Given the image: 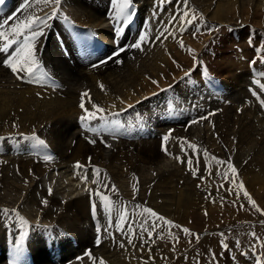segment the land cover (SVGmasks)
I'll return each mask as SVG.
<instances>
[{
    "label": "bare ground",
    "instance_id": "1",
    "mask_svg": "<svg viewBox=\"0 0 264 264\" xmlns=\"http://www.w3.org/2000/svg\"><path fill=\"white\" fill-rule=\"evenodd\" d=\"M21 3L23 0H5L0 5V13L3 11L0 19L13 13L23 19V10L17 11ZM43 7L35 6L36 9ZM133 8L137 14L121 37L115 38L118 44L116 50L118 47L127 49L138 33L145 30V24H148L150 38L167 28L174 33L175 39L172 36L167 39L162 37L160 41L152 39L143 45V51L128 49L118 56L114 54L112 59H105L107 63L100 64L113 48L115 29L122 25V20L114 18L115 5L112 0H61L60 18L49 21L51 27L45 30L46 36L40 37L37 44L44 70L50 73L51 80L58 86H48L51 81L37 84L29 83L27 79L18 80L0 63V145L8 150L0 152V210H9L7 216L0 212V264H13L14 260L18 264H57L58 260L66 262L79 254V260L69 264H100L101 259L104 264H194L192 260L197 264L193 254L203 253L207 244L197 241L196 233L185 234L181 227L191 229L193 225H211L219 217L218 213L227 214L221 205L233 190L234 187L228 186H232V180L235 179L227 163L221 165L217 161L230 160L237 169L238 178H244V181L238 179L243 188L255 189L256 193L253 192L258 201L259 196H264L263 110L257 106L245 109L246 102L242 106L240 99L242 94L250 98L245 92L248 91L246 86L253 80L264 83V75L260 77L255 74L262 81L255 79L254 73L247 72L246 64L240 77L234 76L236 66L227 53L224 65L220 60L209 63L224 68L228 74L230 69L232 74L228 77H233L243 89L236 93L237 105H219L221 110L215 115H209L214 113L209 111V89L214 92L213 85L209 84L208 79V85L198 81L201 75H208L199 69L200 60H205L206 56L210 58L209 54L214 53L207 54V50L209 48L211 51L214 38H218L219 32L226 30L224 28L233 29V35L242 30L239 36L243 39L248 32H256L258 42L263 46L264 0H187V4L182 3V0H170L158 12L153 0H134ZM45 12H51V7L37 14L43 16ZM154 12L155 17L152 18ZM184 12L189 13L188 18L195 16L191 24L184 23ZM64 16L68 17L69 22H65ZM150 18L151 23H148ZM107 22L112 26V33ZM189 25L195 29L186 31ZM88 31L100 37L96 47L102 51V56L96 60L95 64L99 66L95 68L94 64L84 65L75 47L76 41L86 39ZM56 37L66 45V53L59 50ZM222 37L220 44L226 42L231 47L230 35L224 34ZM217 43L214 42L216 46ZM224 48L220 50L223 52ZM239 48L243 50L245 46ZM189 49L192 51L189 52ZM4 58V54L0 53V62ZM116 60L121 62L116 63ZM263 64L264 53L260 60V65ZM205 65L208 63L205 62ZM184 72H190L189 78L197 81L188 83L180 79ZM152 81L157 83L153 84ZM198 90L205 91V94L203 103L196 106ZM259 90L264 92L260 87ZM84 92L89 94L91 102L107 110L105 115L108 116V124L104 125L99 119L94 120L89 126L91 131L81 121L78 124L80 117L85 114L79 107ZM215 92L219 93L218 90ZM172 104L175 112H169L166 108ZM85 107L91 110L88 97H85ZM183 107L181 113H176ZM235 112L242 118L236 114L238 119L232 118L231 114ZM202 116L207 119L200 120ZM248 117L260 129H256ZM193 120L198 122L193 124ZM137 122L139 124H136L134 132L131 123L134 125ZM145 122H149L153 128L149 125L148 139L142 140L136 133L139 126H144L145 130ZM170 126L173 127L170 134L172 140L165 142L162 131L170 129ZM108 130H111L110 134H105ZM82 134H87V138H83ZM33 135L40 136L38 138L44 141V145L25 139ZM189 144L194 145L195 150L189 148ZM27 150L32 155L12 153ZM45 156L51 159L46 161ZM189 159L192 161L191 166L187 164ZM77 163L88 166L87 181L81 179L85 169L77 168ZM96 168L100 172L94 176L93 170ZM191 169L195 170V176ZM225 172L228 173L227 178H224ZM93 179L99 183H93ZM105 185L108 186L107 191ZM113 185L116 191L110 190ZM244 189L240 192L244 193ZM89 191L97 202L100 200L97 199V191L107 194L119 209L116 218L112 217V227L108 226L109 215L102 209L98 220L90 222ZM256 207L263 211L259 205ZM125 208L128 219L123 225L125 231L122 234L116 230L115 223L120 211ZM145 208H151L171 221L173 227L178 229L176 238L168 239L169 242L163 240L165 236L162 239L163 234L159 232L162 222H157L159 226L151 229L152 218L144 212ZM226 216L224 219L229 218ZM20 218L28 222L27 226L20 223ZM145 219L148 220L147 224L143 223ZM95 224L101 229L99 234ZM142 225L152 230L151 238L142 231ZM47 226L50 227L45 230V235L44 227ZM129 228L134 235L127 231ZM25 231L27 236L21 241V234ZM232 234L235 240H241V245L245 244L238 233ZM98 235L101 240L99 245L96 244ZM129 236L133 240L132 245L127 242ZM184 236L188 237L185 250L191 255H176L175 258L177 247H184L180 243L184 241ZM42 238H50L59 244L55 254L51 255L44 249ZM160 239L168 243L166 250L159 247L162 245ZM190 239H193V247L190 246ZM211 240L215 248L219 247L214 249L216 253L213 252L217 257L229 253V247L226 252L222 244L233 242V238L216 235ZM121 243L125 244L124 248L120 247ZM18 244L22 249L19 256ZM234 247H237L233 248L237 253H248L246 256L240 254L244 259L242 264H255L254 260H250L253 251H259L258 258H264V247L259 250L255 245L251 248L253 251L249 250L251 246L247 244ZM211 255L208 258L207 254L206 264H213ZM196 256L199 258V255ZM215 264L233 263L215 258Z\"/></svg>",
    "mask_w": 264,
    "mask_h": 264
},
{
    "label": "snow or ice",
    "instance_id": "2",
    "mask_svg": "<svg viewBox=\"0 0 264 264\" xmlns=\"http://www.w3.org/2000/svg\"><path fill=\"white\" fill-rule=\"evenodd\" d=\"M170 2V0H153L156 12L159 11L160 7L163 6L165 3ZM5 3V0H0V5H3ZM112 3L115 5V19L116 20H122V25L120 27H117L115 29L116 31V38L118 39L121 37V35L124 33L125 29L133 23L134 17L136 16V11L133 8L134 0H112ZM182 3L187 4V0H182ZM36 5H43V8L36 9ZM51 7V12H45L43 16L38 15V12H43L45 8ZM23 10L21 12V15L24 16L22 19L21 16L15 15V13L8 15L6 17H3L0 19V53L4 54V59L2 62V65L9 69L13 75H15L16 79L18 80H25L27 79V82L29 83H37L42 84L47 81H51V83L48 86L51 87H57L58 85L55 84V81L51 80L50 73L44 70L43 64L39 58L38 55V49L37 44L40 42V37L46 36V29L50 28L51 25L49 24V21L53 19L60 18L61 16V0H23V3L20 4L19 9L17 11ZM24 13H28L27 15H24ZM155 17V12L153 13V17ZM189 17L188 12H184L182 14V18L184 19L185 24H191L192 20L195 19V16L193 15L191 18ZM148 23H151V19ZM63 19L65 22L68 21V17L64 16ZM175 19V17H174ZM9 21H12V23H9ZM144 31H141L138 33L137 38L131 42L128 45V48H122L118 47L115 55H119L121 52H124L128 49H137L140 51H143V45L148 42L150 43L152 39L155 41H160L163 37L164 39H167L168 36H172L175 39L174 33L169 31L167 28H165L162 31L157 32L156 36L154 38H150L148 34V24L144 25ZM183 31V28L181 29ZM167 33V35H165ZM181 47H183V43L181 42ZM189 52L192 50L189 49ZM108 59H112V57H109ZM116 63H120L121 61L116 60ZM107 63L106 60H101L100 64ZM254 63V62H253ZM99 65L94 64L93 67H98ZM190 75L189 72L185 73V76L187 77ZM205 75H207V71L205 70ZM153 84H156V81H152ZM171 87V86H170ZM100 88L103 90L104 86L103 84L100 85ZM260 88L264 90V83L260 84ZM253 96H256L258 100H260V103L262 106H264V99H261V97L257 94V92L253 91ZM85 97L89 98V102L91 103V110L85 107ZM123 103V101H122ZM79 107L84 111V115L80 117V121L82 125L88 129L92 130L89 126L91 125V122L94 120L99 119L100 121L104 122V124L109 123L108 116L105 115L106 109L100 107L94 102H91V98L89 97V94L87 92H84L81 94V103ZM112 115H118V113H113ZM209 115H214V113H209ZM207 119L206 116L200 117V120ZM197 120H193L191 123H197ZM112 123H115V121H112ZM15 126V125H14ZM2 139V138H0ZM25 139H31L32 141H35L39 143L40 145H44V141L39 140L38 137L33 135L32 137L28 138L25 137ZM164 141L168 140V136L166 135L164 138ZM94 143V141H90ZM183 148V145L181 146ZM189 148H193L195 150V146L189 144ZM205 155L207 153L205 152ZM44 159L50 160V156H45ZM90 159V158H89ZM179 159V157H177ZM183 162V161H182ZM219 164L223 165L227 163V168L231 171L233 174V179H235V176L237 174V169L234 167V165L229 161H217ZM187 164L191 166L192 161L189 159L187 161ZM77 168H84L85 169V175L81 177L83 181H87L88 177L86 174V170L88 166H82L79 163L76 165ZM193 172V175H196V172L194 169H191ZM100 170L98 168L93 170V174L98 175ZM224 178H227L228 173L225 172ZM93 183H99L98 180L93 179ZM106 191L108 190V186H104ZM239 187L242 189L244 186L241 183ZM111 191H116L115 186L113 185L110 189ZM135 191V189H134ZM49 194H51V189H49ZM96 195L99 196V199L102 203L103 209L106 213L109 215V227H112L111 223V213L113 211V201L110 199V197L107 194L100 193L99 191L96 192ZM239 195V194H237ZM245 197H248V193L244 192ZM250 200L253 208L257 212H261L262 215H264V211L256 207L255 201H251V198L248 197ZM43 203H47V201H44ZM241 207H243L241 205ZM15 211V210H13ZM0 212L3 213L4 216H7L9 214L8 209L0 210ZM144 212L148 214L152 218V223L150 228L155 229L158 227L157 222H163L164 224L171 226V221L166 220L165 217L157 214L155 211H153L151 208H145ZM16 216L19 218V213H15ZM96 214V205L93 204V215ZM207 215V213H205ZM128 219L127 209L120 211L119 213V219L115 223V228L117 231L124 233L123 225L125 224L126 220ZM20 223L24 226H27L28 222L24 220L23 218H20ZM144 224L148 223V220L145 219ZM179 227V226H177ZM141 229L143 232H147V235L149 238L152 236V230L149 228L141 226ZM107 229H105L106 231ZM97 233L99 234L101 229L99 226L96 228ZM128 232L135 234L131 228L127 230ZM182 231L187 235H194L190 232L189 229L183 228ZM111 235V233H109ZM223 235V233H221ZM252 235L255 237V233H252ZM27 236V232H23L21 234L20 240L23 241L25 237ZM54 239V238H53ZM195 239L199 240V235L195 234ZM101 242L99 235L96 239V244L99 245ZM128 244L132 245L133 240L131 236L128 237ZM178 242V241H177ZM191 242V241H190ZM262 244H264V241H261ZM121 248L125 247L124 243L120 244ZM222 248L224 250L228 249V246L226 244H222ZM22 251L20 245H17V256L20 255V252ZM241 255H248L247 252L241 251ZM213 257V264H215V254H212ZM13 264H18V261H13ZM100 264H104L103 260L101 259ZM256 264H264V258H257Z\"/></svg>",
    "mask_w": 264,
    "mask_h": 264
},
{
    "label": "rangeland",
    "instance_id": "3",
    "mask_svg": "<svg viewBox=\"0 0 264 264\" xmlns=\"http://www.w3.org/2000/svg\"><path fill=\"white\" fill-rule=\"evenodd\" d=\"M3 14V11L0 13V16ZM75 22H76V20L73 18V17H71ZM190 27L186 30V31H190V30H194L195 28H194V26H192V25H189ZM222 27V26H221ZM221 27H219V28H221ZM225 26H223V28H224ZM249 27H251V26H249ZM252 28V27H251ZM224 29H227V28H224ZM213 30H215V28L213 29ZM231 30H233V29H231ZM226 31V30H225ZM225 31H223V32H219V34H218V38H214V42H219V43H217L218 45L216 46V44H214V42H213V45L211 46L212 48L210 49L211 51H210V53L211 52H213L214 51V53H211V54H209V56H210V58L208 57V56H206V59L205 60H200V67H199V69L200 70H206L207 71V68L208 67H210V66H214V65H210V64H212L213 63V61L214 60H217V61H219L220 60V62H222L221 64L222 65H224L223 64V62H225L226 60H227V57L229 56V59L230 60H233L234 61V64H235V66H236V71H235V73L233 74L234 76H238V77H240V75H241V71H243V67H244V65H246L247 64V66H248V63H249V61L250 60H252V58H253V55H252V50H251V48L252 47H256V49H257V56L259 57V59H258V61L256 62V67H254V68H252V70L250 71V73H254V74H256V75H258V76H263L264 75V64L263 65H260V60H261V57L263 56V53H264V48H263V50H262V54L260 55V50H259V48L256 46V45H251V44H249V46L251 47L250 49H248L247 47H248V39L247 38H250L251 39V41H252V44H253V41H254V43L255 44H257V42L259 41V39H258V36H257V34H256V32H253V31H251V32H248V35H247V37H245V39H243V38H241L240 36H239V34H241V31L242 30H240L239 31V33L238 34H236V35H234L233 36V34L235 33L234 32V30H233V33H231V34H229L230 35V38H231V42H232V46L230 47L229 46V44L227 43L226 44V42H225V44L224 43H222V44H224V45H222V44H220V41H222V39H223V37L222 36H224V34L226 35V34H228V33H226ZM222 33H224V34H222ZM252 34H254L255 36H256V38H254L253 37V39H252V37H251V35ZM221 39V40H220ZM227 40V39H226ZM225 40V41H226ZM51 41H52V39H51ZM49 43V42H48ZM50 44V43H49ZM220 44V45H219ZM263 44V43H262ZM228 45V46H227ZM223 46H227V47H223ZM239 46H245V48L243 49V50H241L240 48H239ZM261 47H264V44H263V46L261 45ZM224 48V51L222 52L220 49H223ZM208 51H209V48H208ZM231 51V52H230ZM237 51H239V52H237ZM225 53H227V55L225 54ZM231 53V54H230ZM220 55L221 54V56H219L218 57V55ZM217 55V56H216ZM224 55V56H223ZM260 55V56H259ZM227 56V57H226ZM230 56L232 57V58H230ZM222 58V59H221ZM223 58H224V60H223ZM213 59V60H212ZM221 60H223V61H221ZM257 60V59H256ZM205 62H207L208 63V65L206 66L205 65ZM210 63V64H209ZM206 66V67H205ZM217 66H214L213 68H211L209 71L213 74V75H215V76H217L219 79H212L209 75H207V77H205V76H203V75H201V78L198 80V81H200V82H203V83H205L206 85H208V80H209V84H212L213 85V88H214V90L215 91H219V93H216L215 91L214 92H212L210 89H209V92H210V98H209V102H210V108H209V111H212V112H214V115L216 114V113H218L219 112V110H221V107L219 108V105L220 106H222L223 104H227V106H229V105H231V103L232 104H235L236 102H237V99H238V95H236V93H237V91H239V90H243L242 88H241V86H240V83H238L233 77H231V78H229L230 77V75L229 74H232V72H230V69H229V74H228V72L226 71V70H224V68H222V67H217ZM247 68V67H246ZM215 71V72H214ZM247 72H249L248 71V68H247ZM185 73L186 72H184V74H182V76H181V78L180 79H184V80H187L186 82H188V83H191V82H195V81H197V80H195V78H192V79H190L189 78V76H185ZM190 73V72H189ZM226 74V75H225ZM228 75H229V77H228ZM226 78H227V80H226ZM208 79V80H207ZM189 81H191V82H189ZM205 81V82H204ZM260 83V82H259ZM258 82H256V80H253V82H249L248 83V86H246V89L248 90V91H245V92H247L246 94H248L249 95V97L250 98H246L245 97V95L244 94H242V98H240L241 99V103H242V106L244 105V102H246V104L244 105L245 106V109L248 107V108H253L254 109V107L255 106H257V107H259L261 110H263L264 111V106H262V105H260L261 103H260V101L256 98V96H253V91H255V92H257V94L261 97V99H264V92L262 93V91L261 90H259V87H260V84H259ZM217 84V85H216ZM255 86H254V85ZM259 85V87H257ZM256 87V88H255ZM243 88H245V86L243 87ZM249 89H250V91H249ZM243 92V91H242ZM197 98H196V101H195V104H196V106H199L200 104H202L203 103V99H204V94H205V91H201V90H198V92H197ZM263 94V95H262ZM232 98H233V100H232ZM244 98V99H243ZM236 101H235V100ZM250 101V102H249ZM258 102V103H257ZM167 103V102H166ZM255 103V104H254ZM238 103H236V105H237ZM168 106H170L169 107V112H175L174 111V105L172 104V105H168ZM218 106V107H217ZM247 108V109H248ZM197 109V108H196ZM215 109V110H214ZM236 109V108H235ZM234 109V110H235ZM252 109V110H253ZM182 110H184V107L183 108H181L180 109V111H177L176 113H178L179 114V112L181 113L182 112ZM233 110V111H234ZM249 110V109H248ZM184 112V111H183ZM208 111H205V113H207ZM262 112V111H261ZM263 113V112H262ZM238 115L239 116V113L237 114L236 112L235 113H232L231 115V117L233 118V116H234V118L235 119H238V118H242V116H237V117H235L236 115ZM262 117H263V121H264V116L262 115ZM199 118V117H198ZM248 121L250 122H252V123H254L253 121H252V119L250 118V117H248ZM102 123H104V122H102ZM139 124L138 122L137 123H134V125H133V123H131V125H132V127H133V130H134V132H135V130H136V127H137V125ZM255 124V123H254ZM105 125V124H104ZM144 125H145V131H147V128L149 127V125H151L149 122H145L144 123ZM256 126V129H260L259 127L260 126H258L257 124H255ZM152 126V128H153V125H151ZM140 127V128H139ZM138 128H139V130L140 129H142V131H144V126H143V128H142V126H139ZM263 130V129H262ZM110 131L111 130H108L105 134H110ZM116 131H120V129H116ZM262 134H264V130L262 131ZM39 138H40V136H38ZM3 151H8L7 150V148L4 146V145H0V152H3ZM12 153H17V154H25L26 153V155L27 156H30V155H32L31 153H30V151H12ZM6 155H9V153H6ZM238 174V173H237ZM242 181H244V178L242 177V178H240ZM239 179V180H240ZM237 181H238V179H237ZM233 183V184H232ZM232 186L231 185H229L228 187H230V188H232V187H236V185H237V183L240 185V183H239V181L236 183V181L235 180H232ZM235 183H236V185H235ZM233 188V190L231 189V193L226 197V199H224L223 200V202H222V204L223 205H221L222 206V209H223V211L225 212V214H226V211H227V216L229 217H227L226 215H223V214H221V213H218V216L219 217H216L215 218V220H216V222H211L212 224L211 225H204V224H201V225H198V226H195V225H193V226H191L190 228L191 229H189V227L187 228V229H189L191 232H192V234H198L199 235V240H201L200 242H205L206 244H207V246H206V249L203 251V253H198V254H196V253H194L193 255L195 256V260H196V263L197 264H206V260H207V254H208V258H210V256L209 255H211V254H213V252H217V251H215L217 248H219V247H217L216 246V248H215V246L213 245V243H212V240H211V238H213V236H216V235H221V233H223V235H225L226 236V238H229V239H232L233 238V242H231V243H229V242H227V243H225L228 247H229V253L227 252V250H226V252H227V255L226 256H224V255H222V254H220L218 257H217V255L215 254V258H218L219 259V261H222V262H226V263H233V264H242V263H244V259H242L241 257V255H240V257L238 258H236V259H234L233 258V256H235V255H237V254H239V252L237 253V252H235L234 250H233V248L234 249H236L237 247H234V246H236V245H239L240 247H243L245 244H247V246L248 247H250L249 248V250L250 251H253V249H251L253 246H258L259 247V250H260V248L261 247H264V244H262L261 243V241H264V215L262 216L259 212H257L256 210H255V208H253V206L250 204V202L248 201V197H251V199H252V201H254L255 200V203H256V206H260V207H262L263 208V211H264V196H262V197H260L259 196V201L257 200V197H256V194H254V192L253 191H255V193H256V190L254 189V190H252L253 188H249L248 189V187H246L245 189L244 188H242V192H243V189H244V191H246V189L248 190V191H246L247 193H248V197L246 198L245 197V195H244V193H241L240 191H241V189H240V187H236L237 188V190H236V188L234 189ZM238 191V192H237ZM240 193V195H237V194H239ZM232 194H234V195H232ZM251 194V195H250ZM233 197H232V196ZM237 195V196H236ZM244 197V198H242V196ZM231 197H232V202H231ZM236 199H235V198ZM97 198V197H96ZM228 198H230V199H228ZM238 198H240L241 200H238ZM254 198V199H253ZM98 200H99V198H97ZM244 199H245V202L247 203V205H246V203L244 202ZM230 200V201H229ZM235 203H234V202ZM240 201H241V203H240ZM248 201V202H247ZM97 202V201H96ZM227 202V203H226ZM245 204H244V203ZM260 202V203H259ZM97 203H99V210H100V212H101V209H102V211L104 212V213H106L105 211H104V209H103V206H101L102 205V203H101V201L99 200ZM226 203V204H225ZM249 203V204H248ZM258 203V204H257ZM225 204V205H224ZM243 204V205H242ZM241 205L243 206V207H241ZM249 207V208H248ZM226 208H228V209H226ZM246 208V209H245ZM230 209V210H229ZM245 209V210H244ZM260 209V208H259ZM116 210V211H115ZM251 211V212H249V211ZM114 211V212H113ZM113 211H112V213H113V215H111V218L113 217V218H116V216H117V214H118V212H119V209H117V207H115V206H113ZM118 211V212H117ZM233 212V213H232ZM246 212V213H245ZM111 213V214H112ZM258 214V215H255V214ZM107 215H108V213H106ZM221 214V215H220ZM230 214V215H229ZM115 215V216H114ZM222 216V217H221ZM225 216L228 218V219H224L225 218ZM257 217V218H256ZM90 218V217H89ZM113 218L111 219V220H113ZM96 219V218H95ZM94 219V220H95ZM262 219V220H261ZM90 222H92V220L90 219ZM98 224V223H97ZM97 224H95L96 225V227H97ZM93 225V228H94V224H92ZM168 229L169 228V230L167 231L166 229ZM172 228V229H171ZM176 227H173V225L171 224V226L170 225H165L163 222L161 223V225H160V233H161V237H162V239H163V237L165 236V238L163 239V240H165L166 242H169L168 241V239H173V238H176L175 236L177 235V233H178V229H175ZM183 228H186V227H181V229H183ZM203 228V229H202ZM248 228V229H247ZM255 228V229H254ZM165 230V231H164ZM176 230V231H175ZM162 231V232H161ZM240 231H242V232H240ZM232 232H236V234L238 233V235L241 237V239H242V241L243 242H245V244H242L241 245V240L240 239H234V235L232 234ZM244 232V233H243ZM173 235H172V234ZM252 233H255V237L252 235ZM170 234H171V236H170ZM245 234V235H244ZM169 235V236H168ZM182 236V235H181ZM260 236V237H259ZM171 237V238H170ZM202 237V238H201ZM245 237V238H244ZM205 238V239H204ZM162 239H160V241L162 240ZM183 239H184V241H180V243L181 244H184V247H177V249H176V252H175V258H176V255L178 256H181V255H184V256H189V255H191V253H188L187 252V250H185L186 249V240L188 239V237L186 236H184L183 237ZM248 239V240H247ZM163 240L161 241V243H162V245H160L161 243H159L158 245H160L159 247L160 248H162V249H165L166 250V248H167V246H168V243H166L165 241H164V243H163ZM192 240L193 239H190V241L192 242ZM203 240V241H202ZM188 241V240H187ZM189 241V242H190ZM196 241V240H195ZM229 241H231V240H229ZM190 242V246L191 247H193V243H191ZM211 242V243H210ZM261 243V244H260ZM210 244V245H209ZM218 245H220V244H218ZM189 246V247H190ZM211 246V247H210ZM213 246H214V248H213ZM209 248H211V250H209ZM213 249V250H212ZM215 249V250H214ZM199 250V249H198ZM208 250H209V252H208ZM201 251V250H200ZM207 251V252H206ZM212 251V252H211ZM206 252V253H205ZM211 252V253H210ZM234 254H233V253ZM205 253V254H204ZM255 254H251L250 255V260H254L255 261V264H256V260H257V258H258V253H259V251L258 252H254ZM196 255H199V258L196 256ZM201 255V256H200ZM222 255V256H221ZM255 255V256H254ZM212 256V255H211ZM228 256V257H227ZM231 256V257H230ZM168 258V257H167ZM175 258L173 259V260H175ZM191 258H193V257H191ZM213 258V257H212ZM229 258V259H228ZM232 258V259H231ZM224 259V260H223ZM227 261H226V260ZM234 259V260H233ZM234 262H233V261ZM193 262H194V264H195V261L194 260H192ZM242 261V262H241ZM170 262H168V263H166V264H169Z\"/></svg>",
    "mask_w": 264,
    "mask_h": 264
}]
</instances>
